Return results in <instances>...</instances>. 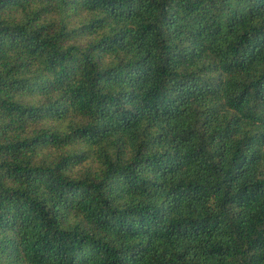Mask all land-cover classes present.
Returning <instances> with one entry per match:
<instances>
[{
  "label": "trees",
  "instance_id": "trees-1",
  "mask_svg": "<svg viewBox=\"0 0 264 264\" xmlns=\"http://www.w3.org/2000/svg\"><path fill=\"white\" fill-rule=\"evenodd\" d=\"M0 264H264V0H0Z\"/></svg>",
  "mask_w": 264,
  "mask_h": 264
}]
</instances>
